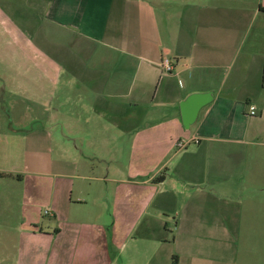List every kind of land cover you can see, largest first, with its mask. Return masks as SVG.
<instances>
[{
    "label": "crops",
    "instance_id": "crops-1",
    "mask_svg": "<svg viewBox=\"0 0 264 264\" xmlns=\"http://www.w3.org/2000/svg\"><path fill=\"white\" fill-rule=\"evenodd\" d=\"M39 13L40 29L64 40L58 62L46 57L60 68L58 114L73 134L75 171L57 174L52 218L30 220L12 264H264V213L262 249L245 263L238 249L206 255V243L246 232L231 226V193L249 195L241 211H264V0H44ZM195 93L212 100L186 127L181 103ZM113 125L134 131L123 167L101 135ZM69 180L67 196L57 184Z\"/></svg>",
    "mask_w": 264,
    "mask_h": 264
},
{
    "label": "rangeland",
    "instance_id": "rangeland-1",
    "mask_svg": "<svg viewBox=\"0 0 264 264\" xmlns=\"http://www.w3.org/2000/svg\"><path fill=\"white\" fill-rule=\"evenodd\" d=\"M43 6L44 0H0V114L3 116L1 126L3 124L7 127L6 136L0 141V168L14 171L13 176L0 177V264H12L19 242L29 230L27 225L30 220L52 218L49 210V202L52 201L49 200L53 197V182L59 180L57 174L63 170L75 171L74 164L67 162L66 151V146L72 143L69 136L73 134L60 123L61 115L58 114L60 94L56 80L60 68L50 65L46 57L49 54L58 62L64 40L61 36L48 34L45 29H40L44 24L48 28L47 21L39 13ZM25 29L30 32L28 34L32 36L33 43L20 35ZM12 127L13 132L11 130L7 134V129L9 131ZM91 132L89 129L82 131L81 141L91 138ZM101 132L105 141L113 144L116 153H120L116 157V164L120 167L124 163L126 165L128 162L121 155L126 154L129 157L126 152L127 142L131 143L134 131H125L114 126ZM72 181L69 180L63 185L58 183L57 187L63 186L64 190L67 189V196H70ZM263 186L261 183L258 185ZM114 192L113 186L109 197L107 194L104 197L106 202L108 198L112 201ZM262 194L264 195L263 192ZM250 196L259 201L262 195ZM248 197L247 194L231 193L225 201L227 205L231 203L232 210L229 213L234 219L232 228L237 233L239 222H242V230L245 227L246 232L238 237L236 243L228 240H223L222 243H206V255L212 254L214 257L216 251L220 252L225 248L234 254L235 249H238V262L245 263V252L250 257V254L262 249L260 242L254 241L263 228L260 216L264 211H241V203H251L250 200L246 203ZM92 203L91 199L89 210ZM215 212L216 210L209 213L212 221ZM251 219H256L257 222H251ZM137 230L138 227L133 230L134 234ZM132 239L133 237L130 241ZM122 240L126 241L127 238L121 237V242ZM47 248L45 246L41 252ZM181 249L182 244L177 246L178 251Z\"/></svg>",
    "mask_w": 264,
    "mask_h": 264
},
{
    "label": "water",
    "instance_id": "water-1",
    "mask_svg": "<svg viewBox=\"0 0 264 264\" xmlns=\"http://www.w3.org/2000/svg\"><path fill=\"white\" fill-rule=\"evenodd\" d=\"M211 100V93H195L188 96L181 103L183 120L186 127H189L195 121L200 109Z\"/></svg>",
    "mask_w": 264,
    "mask_h": 264
},
{
    "label": "built area",
    "instance_id": "built-area-1",
    "mask_svg": "<svg viewBox=\"0 0 264 264\" xmlns=\"http://www.w3.org/2000/svg\"><path fill=\"white\" fill-rule=\"evenodd\" d=\"M164 68H165V71L166 72H172L173 70V67L170 63V61L166 60L164 62ZM249 114L250 115H257V111H256V108L254 106H250V109H249ZM177 146L182 149V148H185L187 146V142L185 140H179L178 143H177ZM49 211L47 210L46 213H48Z\"/></svg>",
    "mask_w": 264,
    "mask_h": 264
},
{
    "label": "trees",
    "instance_id": "trees-1",
    "mask_svg": "<svg viewBox=\"0 0 264 264\" xmlns=\"http://www.w3.org/2000/svg\"><path fill=\"white\" fill-rule=\"evenodd\" d=\"M165 179V175H160L156 178V182H162Z\"/></svg>",
    "mask_w": 264,
    "mask_h": 264
}]
</instances>
